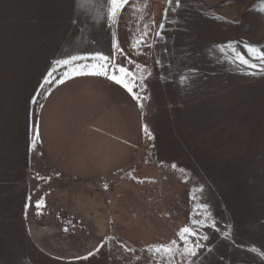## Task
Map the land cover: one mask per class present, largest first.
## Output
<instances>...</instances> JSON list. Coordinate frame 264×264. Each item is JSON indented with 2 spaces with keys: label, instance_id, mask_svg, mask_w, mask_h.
<instances>
[{
  "label": "rangeland",
  "instance_id": "obj_1",
  "mask_svg": "<svg viewBox=\"0 0 264 264\" xmlns=\"http://www.w3.org/2000/svg\"><path fill=\"white\" fill-rule=\"evenodd\" d=\"M158 3L155 63L134 72L145 76L134 91L147 97L152 138L144 132L137 162L103 184L105 230L70 236L54 215L30 211L53 176L32 140L54 82L40 86L77 36L53 33L54 0H0V264H169L148 249L175 240L182 250L184 227L199 234L187 246L205 247L171 264H264V65L246 47L264 50V0Z\"/></svg>",
  "mask_w": 264,
  "mask_h": 264
},
{
  "label": "crops",
  "instance_id": "obj_2",
  "mask_svg": "<svg viewBox=\"0 0 264 264\" xmlns=\"http://www.w3.org/2000/svg\"><path fill=\"white\" fill-rule=\"evenodd\" d=\"M158 7V0H130L118 24L110 27L107 0H54L53 33L71 35L70 41L77 36L76 49L69 45L59 59L100 52L132 72L148 71L156 57ZM113 32L123 53L112 48ZM145 33L144 42L133 48ZM59 71L54 77L59 78L65 69ZM36 128L39 154L52 166L53 176L48 174L35 193L30 211L54 215L56 225L70 236L87 224L90 232L94 226L105 230L110 205L103 184L137 162L144 137L140 101L105 77L54 82L38 107ZM41 199L44 205L38 214L35 204ZM44 225L36 229L49 230ZM97 237L92 248L103 240V235Z\"/></svg>",
  "mask_w": 264,
  "mask_h": 264
},
{
  "label": "snow or ice",
  "instance_id": "obj_3",
  "mask_svg": "<svg viewBox=\"0 0 264 264\" xmlns=\"http://www.w3.org/2000/svg\"><path fill=\"white\" fill-rule=\"evenodd\" d=\"M173 0H169V3H172ZM130 3V0H107V16L108 20L110 22L109 26H116L118 24L119 17L121 16L122 10L125 8L126 5ZM175 4L177 7L180 6L181 0H175ZM235 23H239V21H235ZM162 28L163 25H160ZM143 35L139 39L136 40V42L132 45L133 48H136L137 46L141 45L143 41ZM157 35H160L157 33ZM113 37V43L112 48L115 51L123 53V49L120 48L119 42L116 40V33H112ZM228 48H231L233 53H236V49L231 45H227ZM248 52L255 60L259 61V65H264V50L255 49L251 46H247ZM220 51H224V47H220ZM236 58L239 60L240 63L245 64L251 68H257L259 65L256 63H253L252 61L245 59L243 56H240L238 53H236ZM91 61V62H89ZM56 65L59 66V68H64L65 71L62 73V75L59 78L54 77V73L58 70L57 67H53L52 71L48 73V76L45 78L44 85H41V88H44L45 85H50L53 82H57L59 84L65 83L67 80H71L74 77L78 76H98V77H105L106 79L113 81L115 84L121 86L124 88L128 93L132 95V98L137 101H142L144 99H147L146 96H140L136 92H134V88L137 87L136 81L139 80V87L144 88V80L145 76L140 75L137 77L136 73L130 71L128 68L124 67L123 64H117L115 63L113 58H110L108 55H104L103 53L97 52L94 54H91L90 56H80V55H73L70 56L67 59H59L56 62ZM137 68H141L140 65H136ZM264 71V68L261 69ZM142 71V69H141ZM150 75V73H149ZM183 82V81H182ZM37 97L40 95V93L36 94ZM33 104L38 103L37 98L32 99ZM140 107L143 108V103H140ZM144 132L149 138H152L151 132L148 129L147 125L144 126ZM40 140V133L39 129L35 127L34 125V135L32 140V147L33 149L36 148L37 142ZM107 187V186H105ZM44 201L37 200L35 207L38 211L43 207ZM205 209L207 208V205H202ZM210 215V213L208 214ZM193 224L199 225L203 227V222L194 220ZM213 227L215 225L213 224ZM180 240L183 241L185 247L181 250L177 246V242L173 240L170 244H159L150 246L148 249L149 252L159 255L162 258H166L171 264L172 259L174 258L175 254L177 252H180L183 256H191L194 257L197 255V251L205 245L201 244L199 240H197L193 246H187L189 244V237L192 236H198L199 234L194 231V229L190 227H184L180 230L178 233ZM223 236L225 239H232L231 233L225 231L223 233ZM200 239L207 241L209 239L208 235H203L200 237ZM99 249H97V252ZM253 252L256 251L255 248L252 249ZM89 256H93L94 253L89 252ZM88 257H85L84 259H87Z\"/></svg>",
  "mask_w": 264,
  "mask_h": 264
}]
</instances>
